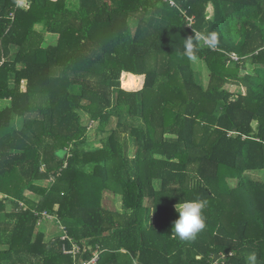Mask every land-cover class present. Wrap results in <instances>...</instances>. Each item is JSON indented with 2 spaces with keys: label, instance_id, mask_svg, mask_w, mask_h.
<instances>
[{
  "label": "trees",
  "instance_id": "trees-1",
  "mask_svg": "<svg viewBox=\"0 0 264 264\" xmlns=\"http://www.w3.org/2000/svg\"><path fill=\"white\" fill-rule=\"evenodd\" d=\"M174 1L0 0V264H74L43 210L97 264H264V0ZM194 33L218 44L189 58ZM197 198L182 241L175 205Z\"/></svg>",
  "mask_w": 264,
  "mask_h": 264
},
{
  "label": "clouds",
  "instance_id": "clouds-1",
  "mask_svg": "<svg viewBox=\"0 0 264 264\" xmlns=\"http://www.w3.org/2000/svg\"><path fill=\"white\" fill-rule=\"evenodd\" d=\"M203 42L209 48L215 47L218 44V36L215 33L195 34L185 39V55L189 58H194L197 51L195 44ZM206 206V201L202 199L180 200L175 205V210L179 214L175 220L172 232L182 241L194 240L199 232L206 226V217L203 214V209ZM248 264H256L257 255L255 252L247 256Z\"/></svg>",
  "mask_w": 264,
  "mask_h": 264
},
{
  "label": "built area",
  "instance_id": "built-area-1",
  "mask_svg": "<svg viewBox=\"0 0 264 264\" xmlns=\"http://www.w3.org/2000/svg\"><path fill=\"white\" fill-rule=\"evenodd\" d=\"M160 1L167 3L170 6H174L177 8L179 7L177 6L174 0H160ZM181 14L185 16V19L187 21V26L192 28L193 17L187 15L185 11H181ZM231 58L235 61L239 59L235 53L231 54ZM19 205L25 208L22 202H20ZM40 216L42 220L47 219L48 222L51 221V224H54V222H56L57 226L59 227V230H61L59 231L60 234L58 236L60 240L62 241V245H61L62 253L67 256H70L74 264H97L98 259H99L98 249H95L94 251H92L88 259H82L83 254L87 251L85 242L83 241V244L75 242L73 238L68 235L66 229L64 228V226L62 225V223L60 222L56 214H50L47 211L43 210L40 213ZM42 220H40V223L42 222ZM231 254L232 253H229L228 255H226L225 253H219L218 255H216V257L212 255L214 264H226L227 257L231 256Z\"/></svg>",
  "mask_w": 264,
  "mask_h": 264
},
{
  "label": "rangeland",
  "instance_id": "rangeland-1",
  "mask_svg": "<svg viewBox=\"0 0 264 264\" xmlns=\"http://www.w3.org/2000/svg\"><path fill=\"white\" fill-rule=\"evenodd\" d=\"M212 13H213L212 6L209 5L207 7V10H206L207 18H211ZM48 37H51V35H48ZM51 38H54V37H51ZM48 41L51 42L52 40L48 39ZM193 67L197 72H200L202 74V79L205 82L206 76H207L206 66L201 61L195 60L193 63ZM249 70L252 71L251 66L249 67ZM233 89H234L233 86L229 87V90H233ZM8 104H9V102L7 100H3L0 102V107L4 108V107L8 106ZM123 120L125 122L135 123V124H138L139 122H141L139 119H133V118L128 117L126 115L123 117ZM249 176L251 178L264 180V173H256V172L253 173V172H251L249 174ZM28 194H29V196L33 197V195L31 193H28ZM103 197H104L103 198L104 205H106L108 208H110L112 210H118L120 208L119 198L117 196H114V194H112L111 192H105ZM37 229L44 233V238H43L44 240L48 239L49 237L55 236L56 234L59 235V233H60L59 230L57 228H55L53 224H51V221H49V222L45 221V222L39 223L37 225Z\"/></svg>",
  "mask_w": 264,
  "mask_h": 264
},
{
  "label": "crops",
  "instance_id": "crops-1",
  "mask_svg": "<svg viewBox=\"0 0 264 264\" xmlns=\"http://www.w3.org/2000/svg\"><path fill=\"white\" fill-rule=\"evenodd\" d=\"M38 29H42V26L38 25L37 26ZM46 35H49V34H46ZM52 36V35H51ZM0 197H3V195L0 193Z\"/></svg>",
  "mask_w": 264,
  "mask_h": 264
}]
</instances>
